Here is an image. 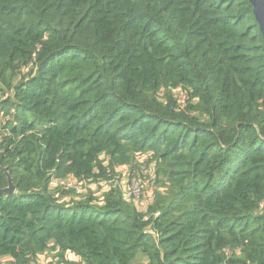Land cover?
<instances>
[{"label": "trees", "instance_id": "obj_1", "mask_svg": "<svg viewBox=\"0 0 264 264\" xmlns=\"http://www.w3.org/2000/svg\"><path fill=\"white\" fill-rule=\"evenodd\" d=\"M3 169L0 264H264L248 1L0 0V189Z\"/></svg>", "mask_w": 264, "mask_h": 264}, {"label": "rangeland", "instance_id": "obj_2", "mask_svg": "<svg viewBox=\"0 0 264 264\" xmlns=\"http://www.w3.org/2000/svg\"><path fill=\"white\" fill-rule=\"evenodd\" d=\"M119 174V176L115 177V182L114 184H118L122 187L124 190V199L126 201L131 200V197L133 198V201L135 202L134 204L139 205L141 203L140 196H141V190H140V181L138 175H131L130 172L124 170H116ZM75 183L70 181V180H60V181H54L51 184V190L54 191H59V193L63 189H72L74 188ZM90 190L92 192H95L100 189L99 186L96 184H90L88 185ZM76 193L79 195H84L87 193V188L86 187H76ZM139 199V200H138ZM143 204V203H142ZM52 256V257H51ZM55 253H51V255L47 254L45 256H41L40 259L38 260L39 264H45L46 261L50 260H55L54 257ZM143 261V260H142ZM78 263V262H77Z\"/></svg>", "mask_w": 264, "mask_h": 264}, {"label": "water", "instance_id": "obj_3", "mask_svg": "<svg viewBox=\"0 0 264 264\" xmlns=\"http://www.w3.org/2000/svg\"><path fill=\"white\" fill-rule=\"evenodd\" d=\"M251 6V11L255 22L257 23L258 30L261 34L264 43V0H247ZM4 175L7 179V186L0 189V196L11 194L15 191L11 177L8 175L5 169H3Z\"/></svg>", "mask_w": 264, "mask_h": 264}]
</instances>
